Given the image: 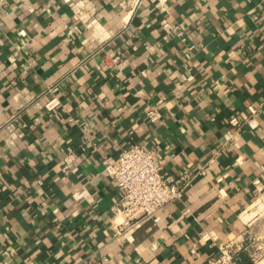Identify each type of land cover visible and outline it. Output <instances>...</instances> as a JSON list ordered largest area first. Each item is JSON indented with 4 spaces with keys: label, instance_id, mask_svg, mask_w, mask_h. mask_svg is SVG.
<instances>
[{
    "label": "crops",
    "instance_id": "1",
    "mask_svg": "<svg viewBox=\"0 0 264 264\" xmlns=\"http://www.w3.org/2000/svg\"><path fill=\"white\" fill-rule=\"evenodd\" d=\"M133 144L192 180L117 234L106 157ZM230 240L264 264V0H4L0 264H203Z\"/></svg>",
    "mask_w": 264,
    "mask_h": 264
},
{
    "label": "built area",
    "instance_id": "2",
    "mask_svg": "<svg viewBox=\"0 0 264 264\" xmlns=\"http://www.w3.org/2000/svg\"><path fill=\"white\" fill-rule=\"evenodd\" d=\"M3 7L4 0H0V12ZM58 104L59 101L51 99L47 106L53 109ZM148 114L152 120L157 118L155 110H150ZM231 122L234 125L240 123L237 117H233ZM65 161L66 170L71 159L66 158ZM106 171L123 190L114 208L122 217L115 227L117 234L143 218L152 217L165 204L179 198L192 180L191 172L177 179L166 175L156 150L140 144L123 148L117 156H107ZM245 251L252 261L261 258L260 246L252 249L244 242L230 240L221 245L218 254L209 257L203 264H244L242 258Z\"/></svg>",
    "mask_w": 264,
    "mask_h": 264
}]
</instances>
